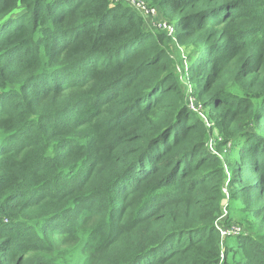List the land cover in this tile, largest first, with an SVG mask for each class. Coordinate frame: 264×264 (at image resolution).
Wrapping results in <instances>:
<instances>
[{"label": "trees", "instance_id": "1", "mask_svg": "<svg viewBox=\"0 0 264 264\" xmlns=\"http://www.w3.org/2000/svg\"><path fill=\"white\" fill-rule=\"evenodd\" d=\"M144 1L0 0V264H264V0Z\"/></svg>", "mask_w": 264, "mask_h": 264}, {"label": "built area", "instance_id": "2", "mask_svg": "<svg viewBox=\"0 0 264 264\" xmlns=\"http://www.w3.org/2000/svg\"><path fill=\"white\" fill-rule=\"evenodd\" d=\"M133 7L148 21L150 22V26L153 28H158L166 31L169 35H173L175 33V27L168 23L163 17H161L159 11L155 7H149V4L144 0H128ZM192 107L195 108V104H191ZM197 110H200V106H196ZM211 147H213L211 145ZM228 211L227 208L224 207L223 214L219 219L216 220V227L220 232V235L224 242H222V254H221V262L223 264L224 258V249H225V239L230 236L240 235L243 233V228L237 224L232 225H224L223 220L227 217Z\"/></svg>", "mask_w": 264, "mask_h": 264}, {"label": "rangeland", "instance_id": "3", "mask_svg": "<svg viewBox=\"0 0 264 264\" xmlns=\"http://www.w3.org/2000/svg\"><path fill=\"white\" fill-rule=\"evenodd\" d=\"M154 29H157V30H158V28H154ZM159 30H161V29H159ZM178 69L180 70V68H178ZM188 91H189V90H188ZM191 104H195V103L193 102V100L191 101ZM75 238L77 239V243L80 245V247H79V251L83 254V251L85 250V244H86V242L83 243V240L80 239L79 235H76ZM75 245H76V244L71 243L70 247L72 248V247H74ZM83 256L86 257L87 254H83ZM79 259H81L80 256H78V260H79ZM80 264H86V261H84V262L82 261V262H80Z\"/></svg>", "mask_w": 264, "mask_h": 264}]
</instances>
